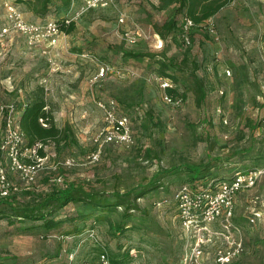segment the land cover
Instances as JSON below:
<instances>
[{
	"label": "rangeland",
	"instance_id": "obj_1",
	"mask_svg": "<svg viewBox=\"0 0 264 264\" xmlns=\"http://www.w3.org/2000/svg\"><path fill=\"white\" fill-rule=\"evenodd\" d=\"M28 1L0 0V30L8 29L0 40V104L22 108L27 98L42 95L56 125L69 126L74 135L73 143L53 147L54 164L68 157L76 163L44 169L35 185L10 173L17 190L0 200V212L6 202L24 205L67 184L113 201L153 182L159 189L139 199L128 217L124 208L91 215L88 205L68 206L63 219L86 216L65 237L0 219V264H102L103 255L110 264H180L194 242L179 219L180 187L194 174L227 179L264 163V0H232L206 26L193 28L190 44L180 30L167 39L155 31L173 17L182 25L180 0H103L92 7L91 0H52L46 14ZM12 4L32 22L84 11L75 31L61 34L46 57L44 45L31 46L14 31L6 7ZM102 67L106 75L99 78ZM159 74L185 90L181 104L164 102ZM111 101L129 116L133 142L103 144L100 161L91 164L88 157L100 148L97 137L106 128L99 103ZM234 215L246 246L236 264H264V178L239 194ZM72 228L67 223L64 230ZM211 245L208 264L217 249Z\"/></svg>",
	"mask_w": 264,
	"mask_h": 264
},
{
	"label": "built area",
	"instance_id": "obj_2",
	"mask_svg": "<svg viewBox=\"0 0 264 264\" xmlns=\"http://www.w3.org/2000/svg\"><path fill=\"white\" fill-rule=\"evenodd\" d=\"M103 0H91L88 7L97 6ZM9 16L14 23V31L22 34L31 46L41 47L42 55L48 57L55 47L57 38L63 34L61 27L55 20L42 22L26 21L19 13L15 5L6 6ZM84 11V10H83ZM83 11H78L74 17L65 20L66 24L76 21ZM191 18L183 19V31L185 42L191 43V30L194 28ZM8 34V29L0 30V40ZM106 75L102 67L99 78ZM231 76V71H226ZM156 81L163 91L164 102L179 105L181 97L174 98L166 93L167 89L176 88L175 83L169 78L157 77ZM104 110L106 128L103 129L97 141L102 140L100 148L88 157L91 164H96L102 156L103 144L130 145L133 142L131 120L127 114L122 113L116 107L114 101L99 103ZM47 109V108H46ZM23 110L15 104H0V199L9 198L17 188L10 182V173L18 177L27 185H35L39 174L44 169H53L57 172L60 164L66 168L75 165V159L68 157L62 163H55L57 152L53 149V143H36L28 147L26 136L22 132L20 119ZM217 113L223 114L222 108ZM41 123L48 127L43 119ZM227 124V120H224ZM260 129L264 132V117L261 120ZM44 152L41 155L40 152ZM3 158H6L7 164ZM53 166H47L50 162ZM264 178V165L251 168L244 172H238L231 180L203 183L185 184L177 192L179 219L186 233L194 238V242L182 256L180 264H208L209 245L217 246L212 264H236V261L245 253L246 246L241 234V228L234 221V212L237 198L240 193L252 189ZM60 180H55V182ZM256 217L250 219L255 223ZM219 223L220 228L213 226ZM214 240L217 241L214 244ZM220 243V245H218ZM102 264H110L106 256L101 257Z\"/></svg>",
	"mask_w": 264,
	"mask_h": 264
},
{
	"label": "trees",
	"instance_id": "obj_3",
	"mask_svg": "<svg viewBox=\"0 0 264 264\" xmlns=\"http://www.w3.org/2000/svg\"><path fill=\"white\" fill-rule=\"evenodd\" d=\"M21 1L27 2V0ZM51 1L52 0H29L28 4H30L32 10L36 13L46 14ZM164 1L173 3L176 0ZM231 1L232 0H180L178 11L184 12L182 19L188 17L193 20L195 24L194 28L198 26L202 27L206 26V23L211 20L212 17L217 15L221 10H223L228 4H230ZM66 19L67 17L53 20L58 22L63 34L70 35L76 29V21H72L70 24H66ZM46 20L43 19V21ZM178 30H180L185 41L183 31V20L181 26H178V23L176 19H174V17L172 19L167 20L161 26H155L156 33L162 39H167L171 34L175 33ZM160 63L162 64V62ZM159 77L169 78L175 83L176 88L166 90V93L168 95L173 96L174 98L181 97L185 99L186 92L185 90H182V86L178 83L175 78L163 74H159ZM115 104L117 109L120 111V108L118 107L116 102ZM46 108L47 104L42 95H35V97L31 99L27 98L26 105L22 107L23 113L20 119V123L22 132L26 136L27 146L32 147L33 145L39 142L44 144L53 143L57 145V147L68 143H73L74 135L72 133L71 128L69 126L65 128H59L56 125L54 115L49 112ZM41 119L45 121L48 127H45L41 123ZM40 153L41 155H44V152L41 151ZM263 165L264 163L260 166ZM238 172L244 171H237L235 174H237ZM235 174L227 179L215 178L213 176H207L205 178H202L200 177V175L194 174L192 175L191 182L185 184H195L200 182L204 185H207L211 182H218V180H231L235 176ZM157 189H159V186L156 184L154 185L153 182L150 186H143L141 187V189L133 190L129 192L128 195H124L121 197L119 196V198H116V200L113 201L105 197L104 194L97 192H88L82 187H78L77 185L67 184L61 188H55L48 193L42 194L39 199H35L34 201L28 202L24 205L17 206L12 203L6 202L8 208L0 212V219H5L8 221L9 225L14 226L21 223H32L34 225L38 224V226L44 229V231L48 233V235L59 233L62 237H65L70 233L77 231L78 227L74 223L78 220L85 219L86 216V214H84L78 215L75 218L63 219L60 216V212L68 206L76 203L88 205L92 210L91 215L96 214V212H108L124 208V214L128 217L130 213H132L138 208L136 202L139 199H142L147 194ZM132 195L134 196L132 199V204H130L128 203V197ZM67 223H70L73 226L71 231L64 230Z\"/></svg>",
	"mask_w": 264,
	"mask_h": 264
}]
</instances>
